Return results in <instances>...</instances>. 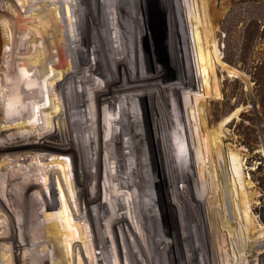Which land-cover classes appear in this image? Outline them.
<instances>
[{"label": "bare ground", "instance_id": "obj_1", "mask_svg": "<svg viewBox=\"0 0 264 264\" xmlns=\"http://www.w3.org/2000/svg\"><path fill=\"white\" fill-rule=\"evenodd\" d=\"M35 1L45 4L36 9L33 5L34 0H0L1 5L3 3L2 9L0 6V15L5 17V19L3 18L5 22L3 24L4 30L7 33L14 31L18 32L22 35V39H25L30 45H26V50L19 58L18 64L14 62L7 63L8 65L6 66L9 71L5 76L0 73V82L2 86V88L0 86V89L4 99L8 101L7 104H5V102L1 103L2 101L0 102V122L5 118H22L27 112L30 113L31 108L29 109V107L32 105H27L29 103L28 101L32 100L38 103L44 100L43 97H41V87L43 86L42 78H45V80L47 79L48 82H51V79L54 80V88L47 89L43 110L44 126L42 128L38 127L36 129L37 133L32 130L12 131L6 137H2L3 139H0V171L6 169L7 165L10 163L8 160L10 157L15 156L14 159L17 158L16 163L18 161H26L32 148L36 149L39 154L44 153L46 160H48L50 156H53V160L49 162L46 161L48 164L47 167H49L50 164L56 163L60 167V170H56V173H54L53 170H51V172L47 171L44 178L45 183L48 184L49 180L50 184L48 186L53 187L54 201L52 208L54 207L53 209H55L58 207L56 196L59 195L56 193L55 187H59L60 192L63 193V189L57 183L59 179H61V174L68 176L70 172L68 162L65 161L64 157V160H62L60 156L69 155L73 165L72 169L75 173L74 184H76L75 189L77 191H74L77 192V199H79L82 204L83 215L88 217V220L90 219L92 222L91 226L96 240L93 249V258H96L98 264H104L103 260L107 261V259H109V255H103L104 252H101L99 242L102 236H104L102 242L106 249L109 247V243L112 242L114 246L111 247H115L116 251H118L119 255L116 254V262H120V264L124 263V261L121 260L123 251L129 264H212L213 261L208 257L205 250V242L209 235L206 230V225L204 224L206 219L212 226L213 237H215V241L217 242L216 245L221 249L220 253L222 257L224 255L225 259H227V256L230 254L228 247L230 242H228L225 233H220V231H223L224 225L215 209L212 196H209L208 192L205 190L203 194L197 191L199 196H197V194L193 195L192 192L191 198H187L185 193L178 192L177 190L179 175L178 173L175 174V166L177 167V158L175 159L174 155L175 150L178 151V154L181 153L184 154V156L186 155L185 158L189 163L187 165V170L183 172V178H185L188 186H190L192 190L199 189L198 180L197 177H195V172L193 173L191 162L193 159L191 158V154L193 155L191 140H194L196 158L200 160L198 162L201 164L199 165L200 178L198 179L202 182V185H206V189L209 186L205 165L202 158L199 157V149L197 146L199 145V143H197L198 133H196L192 124L191 127L188 125V121L191 123L190 116L194 109L191 103L201 99L205 94L207 86L211 83V75L209 72L206 70L197 71L194 64V58H196L197 54L201 53V50L194 38L193 41L191 40L192 36L190 37L189 33L190 25L188 26L187 23H192V33L197 26L195 7L187 3L188 0H173L172 6H170V4H168V6L165 5L168 11L167 14H169L168 19H164V17L161 16L162 13L155 18L158 32L163 33L162 26L164 22L168 21L170 26L174 24L179 27L178 42L176 39L174 40L172 38L173 40H170L169 44L174 54H181L182 62L185 65L182 76L179 75L180 79H176L175 82L172 80V82H169V79H167L169 76L166 72H162L159 76L160 80L157 83L152 82L151 79L149 81L158 92L166 90L167 94L170 93V101L168 99L170 103L158 101L159 104L157 106L160 113L158 117H155L156 125L155 134H153V136L154 139H157V144L154 145L153 153L148 135L144 136L142 133L143 131L141 132L139 127L138 142L136 144L133 143L131 124L125 107V100L131 101L130 97L134 95V98L139 99L138 101L141 103L143 112L142 119L146 123L147 115L144 112L145 106H143V102L145 96L150 95L149 92H151V90H148L147 86H144L147 82L145 73L141 74L139 71L137 75V70L134 69L135 61L133 60L134 41L143 33V29L141 28L142 25L140 26L142 14H139L141 12L138 7L139 5L135 6L136 12L134 18H130L128 14L130 15L131 13V0H128V6L126 5V7H124V12H122V6L118 4L119 2L117 0L72 1L73 4L71 7L73 6L76 16L77 37L75 41L73 39L75 45L71 46L69 43L71 39L69 38L68 41V39L65 38V25L60 14L63 0ZM152 1L154 3L155 0ZM201 5L202 15H206V12L212 9V6L207 3L206 0H202ZM20 6L23 10H21V8L19 9ZM0 22H2L1 17ZM138 28L141 33L138 32ZM14 35H16V33H14L13 36ZM10 41L12 42L14 40ZM5 42L8 44L6 40ZM21 42H23V40ZM27 43L25 42V44ZM18 45L19 43H17V47ZM10 47L12 46L10 45ZM6 49H8V46ZM22 50L23 49H21V51ZM207 51V58L215 60V56L211 51V46H208ZM12 52L14 53L13 49ZM1 54L4 55L3 53ZM1 65L0 71H3L4 65ZM143 69L144 68L141 70L140 68L142 72H145ZM228 70L235 74H239V71L235 69L232 70L228 67ZM97 76H99L101 81H97ZM189 87L192 88V91L188 90ZM154 89L152 90L153 92ZM89 92L90 95H92L91 92L94 94L91 102L92 104L89 103L91 101ZM182 93L186 94L185 98L182 97L184 98V103L181 98ZM39 104H37V106ZM186 111L188 113H186ZM165 112L168 113V116L165 115ZM185 113L187 114L186 116ZM178 114L181 119L180 124L177 118ZM35 118L36 116L34 119ZM230 118L231 117L225 118L219 126H214V129H210L206 133L208 146L213 150L211 153L212 156L215 154L216 150L214 144L216 135H214L213 132L217 129L220 135L223 125ZM27 120L32 121V119L30 120L29 118ZM22 122L24 121L22 120ZM180 125L183 129L182 135L180 133ZM21 128L23 127L19 126V129ZM156 133L158 134L157 136H155ZM33 137L36 138V141H31ZM127 138L130 141V146L125 142ZM183 138L185 139V148L183 147ZM37 152L35 153L36 155ZM135 152L138 155L139 164H137V162H133L134 164H132ZM33 157H35V155L32 156V159ZM155 160L158 161V164L162 163L164 166L166 170V173L164 172L166 174V179L170 184V189L172 188V190H170L171 196L168 199V203L172 205V207L177 206L175 212L179 217V221L178 229H176L178 233L176 235H173L169 231L170 225L169 221L167 222L169 219H166L165 215L163 217L164 210L160 208L159 197H157L155 204V200L153 196H151L152 194L148 193L149 191L147 190V184H149L150 178L153 177V179L156 180L154 173L153 175L148 174V167L152 168ZM29 164L31 165V163ZM20 168L21 167L17 168L18 170L12 169L13 171L8 173L7 187L9 185L10 188L7 189L5 195L9 200L11 209L8 208L10 211L6 210L5 213L2 214L5 216V220L0 221V229L3 228L8 231L9 240L13 244V252L11 251L13 259L17 262V259L20 257L19 253V255H17V251L19 248H25L27 245L32 247L29 248L31 250L28 256L29 259H34V262L36 260V264H48V259L45 256H41V253L38 254L40 256H35L36 248L33 243L31 244V242L29 243L28 241L33 238L32 233L36 232L37 235H34L42 238L46 246L52 247L51 241L53 242V258L56 259V261L53 259V264H68V262H70V257L63 247L62 235L68 234L71 238L70 242L72 239L79 237L83 244L86 243L87 239H85V231L90 229L85 230L81 221L73 220L74 223H71L69 220L70 218L64 219L62 215H58L55 221V217L53 218V214L51 213L52 208L51 206L49 208V201L47 205V197L45 201V195H43V193L41 202L43 205L48 206V208L45 213L46 218L41 220V214L45 210L41 213L37 208V204L39 207L38 197H35L36 201L33 198V194H35L36 191L42 192L41 189H39V179L35 176L36 172L33 171L35 169L32 167L31 170L33 172L31 171L25 175L22 173V168ZM173 168L174 174L171 173V169L173 170ZM103 170L105 173L104 177L102 174ZM191 170V179L189 180L187 176H189ZM1 176L2 175H0V177ZM103 178L106 179L104 184L106 200L102 199V194L104 193H102L101 180H103ZM42 181L43 180H41V182ZM116 182L121 185V187L130 190V196L127 199L116 196V191H112V183ZM144 183L146 185V190ZM138 185L142 191L144 200L139 194L136 195ZM246 185H248V183L241 180L234 183L232 190H226V204L232 220L230 227L236 230V227L239 226L246 237L249 239L252 238V243H249V248H253L258 245L261 237H258L259 239L254 237V234L259 229L252 215V208L256 200V192L248 191ZM33 189L38 190L33 192ZM133 190H135L134 192L136 193H134ZM125 192L124 194H126ZM146 193L148 195L147 197ZM179 198L182 199V204L180 205L178 204ZM206 201L210 205V212L208 213L204 210V202ZM155 212H158V217L155 216ZM113 220H116V224ZM96 221L101 222L96 223ZM104 221L110 222L106 228ZM161 223L164 225L165 230L158 228L157 225H161ZM110 226H112L115 241H111L109 237ZM18 232L20 239L17 235ZM90 233L91 232H89V234ZM102 233H104V235ZM2 235L3 232L0 234V240ZM158 238H160L159 243H157ZM83 245L86 246V244ZM77 246H79V244H76L75 249L78 256V263L83 264V262H85L83 252L81 253V250L79 251L81 245L79 248H77ZM25 251L27 253V250H24V253ZM6 254L8 253L6 252ZM25 256H27V254ZM13 259L11 261H13ZM25 261L27 262L28 260ZM225 262H227V260ZM106 263L111 264L110 262ZM27 264H29V261Z\"/></svg>", "mask_w": 264, "mask_h": 264}, {"label": "rangeland", "instance_id": "obj_2", "mask_svg": "<svg viewBox=\"0 0 264 264\" xmlns=\"http://www.w3.org/2000/svg\"><path fill=\"white\" fill-rule=\"evenodd\" d=\"M41 1L43 2V0ZM72 1L74 0H63L62 1L60 14H61V18L63 19V23L65 25L64 26L65 27V38H67L68 41L70 38L71 40L69 41V43L71 44V46H74L75 45L74 41L77 37V34H76V23H75L76 16L74 14L73 6L71 7V5L73 4ZM117 1L119 2L118 4L122 6V12H124L125 11L124 7H126V5L128 6V0H117ZM131 2H132L130 3L131 13L130 15L128 14V16L130 18H134L135 16L134 14L136 12L135 6H138V5H139L138 6L139 9L141 10L139 14H142V19L140 20L141 21L140 26L142 25L141 28L143 29L142 31L143 33H141L140 29L138 28V32L141 33V36H138L134 41L133 60L135 61L134 69L137 70V75L139 71L141 74L145 73V79H147L146 80L147 82H146V85L144 86H147L148 90H151V92H149L150 95L145 96V99L143 102V106H145L144 112L147 115L146 123L142 119L143 112H142L141 103L138 101L139 99L134 98L135 97L134 95H131L130 97L131 101L125 100V107L127 109L129 122L131 124L133 143L136 144L138 142V127H139L141 129V132L143 131L142 133L144 136L148 135L151 150L154 153V145L157 144V139L156 138L154 139V136H153V134H155L154 131H155V125H156L155 117H158L160 113L158 106H157L159 104L158 101L159 102L163 101V103H170L168 102V99L170 101V93L167 94L166 90H161L160 92H158L157 89L153 88L154 85H151L152 83L149 81L151 79L152 82L157 83L160 80L159 76L162 74V72L163 73L166 72V74H168L169 76V78L167 77V79H169V82H172V81L175 82L176 79H180L179 75L182 76L185 64L182 62V57L180 56L181 54L180 55L179 54L177 55V53L174 54L171 51V47L169 44L170 40H173V39L174 40L176 39L178 42L179 27L174 24H171L172 26H170L169 21L164 22L163 20L164 24L162 26L163 27V33H162V32H158L157 30L158 26L155 21V18H157V16L161 13H162L161 16L164 17V19L166 18L168 19L169 14H167L168 11L166 10L165 5L168 6V4H170V6H172L173 0H155L154 3L152 0H131ZM206 2L212 6V9L209 12H206V15H202V11H201L202 0H188L187 2V3H190L192 7H195L196 16H197V26L192 33H191L192 23L191 22H189V24L187 23L188 26L190 25L189 26L190 37L192 36L191 37L192 41L194 38L195 42L200 46V50H201V53L197 54L196 58H194V64H195L197 71L206 70L211 75V83L209 86H207L204 96L201 99H198L191 103V106H193L194 109L190 116L191 123L190 121H188V125L189 127H191V124H192V126L196 130V133H198L197 143H199V145L197 146L199 149V157L202 158L203 163L205 165L207 179L209 181V186L206 189V185H202V182L198 179L200 178L199 165L201 164H199L198 162L200 160L196 158L197 156L195 154L196 147H195L194 140H191V143H192L191 148L193 149V155L191 154L192 156L191 158L193 159L191 160V162H192L193 173L195 172V177H197V180H198L199 189L192 190L190 186H188L185 178H183V172L187 170V167H188L187 165L189 163L185 158L186 155L184 156V154H181V153H179L180 154L179 155L178 151L175 150V153H174L175 159L177 158V167L175 166V174L178 173L179 175L178 176L179 182L177 181L178 182L177 190L178 192L185 193V196L187 198L188 197L191 198L192 192H193V195L197 194V196H199V193H197V191L203 194L205 190L208 192L209 196H212L215 209L217 213L219 214L220 218L222 219V223L224 225L223 231H220V233L221 234L222 232L225 233L226 238L228 239V242H230L228 245L230 254L227 256V259H225V256L223 255L222 257V254L220 253L221 249L219 248L218 245H216L217 242L215 241V237H213L211 224L209 223L207 219L206 221H204V224L206 225V228H207L206 230L208 231V234H209L207 237L208 239L210 238L209 240L207 239V241L205 242V250L207 252L208 257L212 259L213 261L212 264H220L222 262L224 264L225 263L226 264H264V0H206ZM44 4L45 3H37V1L35 0L33 3L36 9ZM0 6L2 9L3 3L2 5L0 3ZM20 8L21 10H23L21 6L19 7V9ZM170 10L172 11V8ZM173 16H174V13H173ZM0 17L2 21L0 22L1 23L0 27H2L0 28V38H1L0 39V66H2L1 64L4 65L3 66L4 69L3 71L1 70L0 73L3 76H5V74L9 71L8 67L6 66L8 65L7 63L14 62L15 64H18L19 58L21 57L22 53H24V51L26 50V45L28 46L30 45H29V42L27 43L25 39H22V35L19 34L18 32H15L13 30L14 32L7 33L3 28L4 26L3 24L5 23L4 22L5 17L4 16L2 17L1 15ZM4 33H6L7 35ZM14 33H16V35L13 36ZM8 36H12V37H8ZM8 39L14 40V41L11 42ZM5 40L8 42V44L5 42ZM22 40L23 42H21ZM25 42L27 44H25ZM17 43H19L18 47H17ZM10 45L12 47H10ZM7 46H8V49H6ZM208 46H211V51L213 52L215 56V60L207 58L206 52H208L207 51ZM12 49L14 53L12 52ZM21 49L23 50L21 51ZM1 53H3L5 56L2 55ZM228 67L229 69H232V70L235 69L239 71V74H235L234 72L229 71ZM140 68L141 70L142 68H144L143 70H145V72L144 71L142 72ZM44 80L45 78H42L43 86L41 87V97H43L44 100L39 101L40 104L39 102L35 103L32 100L28 101L29 103L27 104V105L31 104L32 106L29 105L30 106L29 109L31 108L30 113L27 112L28 115L26 114L27 116L25 115L24 117H28L30 120L32 119V121H29L27 120L28 118H24V117L5 118L4 120L6 121L3 120L2 122H0V139H3L2 137L4 136L6 137L12 131L19 132L22 130H28V131L32 130V131H35V133H37L36 129L38 127L42 128L44 126L43 110H44V101L46 100L47 89L54 88V80L51 79V82H48L47 79L44 82ZM97 81H101V79H99V76H97ZM0 86H1V82H0ZM153 89H154V92L152 91ZM188 90L192 91V88L189 87ZM91 94L92 95H90V92H89V98L91 99L89 103L92 102L93 100L92 98L94 96L93 92H91ZM182 97L185 98L186 94L182 93L181 98ZM184 98H182V101ZM6 100L4 99V96L1 91L0 92V102L2 101L1 103L5 102V104H7L8 101ZM37 104L39 105L37 106ZM186 113L188 112L186 111ZM186 113H185V116L187 115ZM165 115L168 116V113L165 112ZM35 116L36 118L34 119ZM228 117H231V118L223 125L221 134L219 135V130L217 129H215L213 132V134L216 135V139L214 141L216 150H215V154L212 156L211 153L213 150L209 148L208 146V139L206 138V135H207L206 133L208 130L214 129L216 126H219L220 123L223 120H225V118H228ZM177 118L180 124L181 119H180L179 114L177 115ZM22 120L24 122H22ZM19 126H22L23 128L19 129ZM179 128H180V133L182 135L183 129L181 128V125ZM157 135L158 134L156 133L155 136ZM31 141H36V138L35 137L31 138ZM125 142L127 145L130 144V141L128 138L125 140ZM182 142H183V147L185 148L184 138L182 139ZM36 152L37 150L32 148V151H30L29 153L28 159H26V161L25 160L18 161L17 163H16L17 158L14 159L15 156L8 158L10 162L8 164L9 167L7 165L6 169L0 171V175L2 176L4 175L3 177L1 176L2 179L0 177V198H2L0 199V204H1L0 212H2L0 213L1 214L0 221L5 220V216L2 214H4L6 210L10 211L9 209H11L9 205V200L7 199V196L5 195L7 189L10 188L9 185L7 187L8 175H9L8 173H10L13 170H16L19 167L22 168L20 169L23 170L22 173L25 175L32 171L31 170L32 167L35 169L33 171L36 172L35 176L38 177L39 179V189H41L42 192L40 193L36 191L38 189H33L34 191L33 190L32 191L33 192L36 191L35 194H33V198L36 201L35 197H38L39 207L37 204V208L39 209V211H41L42 213L45 210L41 214L42 215L41 220H44L46 218L45 213L47 212V208H48V206L43 205L41 202L42 193L43 195H45V201L47 197V205L49 201V208L50 206L52 208V204L54 201L53 200L54 190L52 186L50 187L48 186L50 184L49 180H48V184L45 183L44 175L47 173V171L51 172V170H53L54 173H56V170L58 169L60 170V167L56 163H53L55 165L50 164L49 167H47L48 164L46 163V161L49 162L50 160H53L54 157L50 156L48 160H46L44 153H40L41 154L40 155L37 152V155H36L35 154ZM176 154H177V157H176ZM34 155L35 157H33L32 159V156ZM61 157H62V160H64L65 158V161L68 162V165L70 167V172L68 176L61 174V179H59V182L57 184H59V186L63 189V193L60 192L59 187L57 186L55 187L56 193L59 194L57 196H60V197L56 196L58 207L55 209H53L54 208L53 207L51 209V213L53 214V218L55 217V221L58 218V215H62L64 219L70 218L69 220L71 223H74L73 220L74 221L79 220L83 224V227L85 230L90 229V230H87L88 232L85 231V239L86 238L87 239H86V243H83V244H86L87 247L82 244V241L79 237L72 239L70 242L71 238L68 236V234L62 235L63 247L65 249V252H67L70 257V262H68V264L70 263L79 264L78 258H77L78 256L75 250L76 244H79L77 248H79L81 245L80 247L81 249L79 248V251L81 250V253L83 252V257L85 261L83 262V264H96L97 263L96 258H93V253H94L93 249H94L96 240H95L94 232L91 226L92 222L90 219H89L90 221L88 220V217H85L83 215L84 213L82 211V208H83L82 204L80 200L77 199L78 194L77 192H75L77 190L75 189L76 184H74L75 183V176H74L75 173H74V170L72 169L73 165L71 163L70 156L66 154V155L60 156V158ZM133 162H137V164H139L138 155L136 152L132 159V164H134ZM29 163H31V165ZM8 168H10L11 170ZM148 169H149L148 174L153 175L154 173L156 177L155 178L156 180H154L153 177L150 178V182L149 184H147L148 185L147 190L149 191L148 193L152 194L151 196H153V199L155 200V204H156L157 197H159L160 208L164 210L163 217L165 215V218L169 219L167 220V222L169 221V225H170L169 231L173 235H176L178 233L176 229H178V221H179L178 218L179 217L178 215H176L177 213L175 212V208H177V206L172 207V205L168 203V199L171 196L170 190H172V188L170 189V186H169L170 184L168 180L166 179V174H165L166 170L164 166L162 165V163L158 164V161L156 160H155L153 167L152 168L148 167ZM171 173L174 174V168L173 170L171 169ZM191 173H192V170L190 171L189 176H187V179L189 180L191 179L190 178ZM197 173H198V176H197ZM102 174L104 177V174H105L104 170L102 171ZM40 179L43 180L44 182L43 181L41 182ZM241 180L246 181L248 183V185H246L248 191L256 192V200L252 208V213H253L252 215L256 223L258 224L259 229L257 228L258 230L254 234V237L255 238L261 237V238L260 239L258 238L260 241L258 245L253 248H249V243H252V238L249 239L248 237H246L245 234H243L242 230H240V227L238 225H237L238 227H236V230L230 227V225L232 224V220H231V217L228 211V206L226 204V201H227L226 190L227 191L232 190L234 183L237 181H241ZM105 181H106L105 178L101 180L102 193H104L102 194L103 200H106V193L104 190ZM72 182L74 185L72 184ZM116 184L117 182L112 183V187H111L112 191H116V196L127 199L130 196V190L127 188L121 187V185L119 184H117L119 185L117 186ZM145 190H146V185H145ZM134 191L135 190H133V192ZM124 192L127 195L124 194ZM137 194H139V196L142 197L144 200V196L142 195V191L139 185H138V191L136 195ZM147 196L148 195L146 193V197ZM180 200L178 202L179 205L182 204V199ZM204 210L207 211V213L210 212L209 211L210 205L207 203V201L204 202ZM155 216L158 217V212L157 213L155 212ZM114 221L116 224V220H113V222ZM100 222L101 221H96V223H100ZM104 222H105V228H106V226L110 222L108 221H104ZM111 225H112V219H111ZM162 225L163 224L161 223V225L159 224L157 226L161 230L162 229L165 230L164 225L163 226ZM1 231L3 232V235L1 236V240H0V244H1L0 245V249H1L0 250L1 252L0 253V264H27L28 261H29V264L37 263L36 260L34 262V259L31 260L28 258L31 252L29 248H32V247L27 246V245L25 247L26 249L23 247V248H19L20 252L19 250L17 251V255L20 254L19 255L20 257L18 256L19 258L17 259V262H16L12 256L13 244L9 240V236H8L9 233L7 230L3 228L0 229V232ZM89 232L91 233L89 234ZM34 234L37 235L36 232H33L32 233L33 238H31L28 241L29 243L31 242V244L33 243L34 247L36 248L35 251L37 252L38 250L39 252V253L35 252V256H40V255L45 256L48 259L47 261L48 264H53V259H54L53 258L54 252L52 248L54 246L53 242L51 241L52 247L46 246L43 239L39 238L38 236ZM102 234L104 235V233ZM17 235H18V238L20 239L19 232L17 233ZM240 236H243V237H240ZM103 237L104 236L100 237L101 241L99 243L101 247V252L102 253L104 252L103 255L105 254L109 255V259L105 261L110 262L111 264H114V263L120 264V262L119 263L116 262V254L119 255L118 251H116L115 247L113 248L111 247V246H114L112 242L109 243V247L106 249L102 242ZM109 237L111 238V241H115V235L113 233L112 226H110ZM157 241H158L157 243H159L160 238H158ZM4 242H6L7 245ZM40 242L41 244L42 243L43 244L41 245ZM237 247H241V248H237ZM24 250H27V253L26 251L24 253ZM6 252L8 254H6ZM85 252L89 254H86ZM1 254L4 255L5 257L2 256ZM26 254L27 256H25ZM11 258L13 259V261H11L12 260ZM25 260H28V261L26 262ZM54 260L56 261V259ZM121 260L124 261L123 264H129V261L126 259V256L124 255V251H123ZM226 260L227 262H225ZM105 261L103 260V263L107 264ZM2 262H5V263H2Z\"/></svg>", "mask_w": 264, "mask_h": 264}]
</instances>
